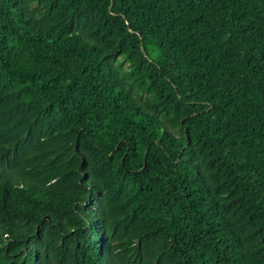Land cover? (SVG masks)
Here are the masks:
<instances>
[{
  "label": "trees",
  "instance_id": "1",
  "mask_svg": "<svg viewBox=\"0 0 264 264\" xmlns=\"http://www.w3.org/2000/svg\"><path fill=\"white\" fill-rule=\"evenodd\" d=\"M0 264H264V0H0Z\"/></svg>",
  "mask_w": 264,
  "mask_h": 264
}]
</instances>
